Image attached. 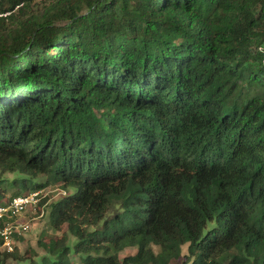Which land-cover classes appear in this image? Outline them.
Masks as SVG:
<instances>
[{
	"label": "trees",
	"instance_id": "1",
	"mask_svg": "<svg viewBox=\"0 0 264 264\" xmlns=\"http://www.w3.org/2000/svg\"><path fill=\"white\" fill-rule=\"evenodd\" d=\"M50 186L0 264H264V0H0V206Z\"/></svg>",
	"mask_w": 264,
	"mask_h": 264
},
{
	"label": "rangeland",
	"instance_id": "2",
	"mask_svg": "<svg viewBox=\"0 0 264 264\" xmlns=\"http://www.w3.org/2000/svg\"><path fill=\"white\" fill-rule=\"evenodd\" d=\"M9 179H13L14 175H7L6 176ZM37 180L43 181L42 178H39ZM41 196L42 200H46V202L43 203V205H38L37 213L35 214L33 211H27L21 218L17 219L21 223H27L30 227L29 231L26 232L23 236H19L14 241V246L16 247L17 252L21 254H26L28 252H31V250H34L38 257L36 259H39L43 256V251L41 248L38 247L37 242L43 241V242H49L54 239H58L63 234V231L57 232L55 230H52L49 226V220H48V209L49 205L61 198L64 195L63 190H61L58 187H47L43 190H41ZM11 193V192H10ZM10 193L5 198V202L9 200ZM76 240L74 238H71L70 245L72 246L73 243ZM135 253L134 249H125L120 253V258L133 255ZM36 255V256H37ZM73 262L75 264H79V259L77 256H72ZM8 264H16L15 262H10Z\"/></svg>",
	"mask_w": 264,
	"mask_h": 264
},
{
	"label": "built area",
	"instance_id": "3",
	"mask_svg": "<svg viewBox=\"0 0 264 264\" xmlns=\"http://www.w3.org/2000/svg\"><path fill=\"white\" fill-rule=\"evenodd\" d=\"M41 193L42 191H34L24 196H17L0 206V254L12 253L15 239L29 231V225L17 219L29 210L37 213L38 205L42 200Z\"/></svg>",
	"mask_w": 264,
	"mask_h": 264
}]
</instances>
